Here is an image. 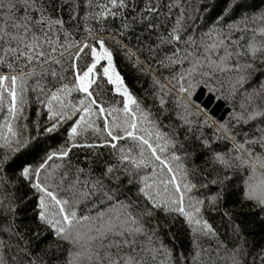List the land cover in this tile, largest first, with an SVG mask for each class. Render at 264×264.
I'll list each match as a JSON object with an SVG mask.
<instances>
[{
    "label": "trees",
    "instance_id": "obj_1",
    "mask_svg": "<svg viewBox=\"0 0 264 264\" xmlns=\"http://www.w3.org/2000/svg\"><path fill=\"white\" fill-rule=\"evenodd\" d=\"M264 0H0V264H264Z\"/></svg>",
    "mask_w": 264,
    "mask_h": 264
},
{
    "label": "rangeland",
    "instance_id": "obj_2",
    "mask_svg": "<svg viewBox=\"0 0 264 264\" xmlns=\"http://www.w3.org/2000/svg\"><path fill=\"white\" fill-rule=\"evenodd\" d=\"M256 187H257V185L256 186H254V185H251L248 189H247V195H248V197L249 198H251V199H259V200H264L262 197H260L261 195L260 194H262L261 192H260V189L257 191L256 190ZM260 195V196H259Z\"/></svg>",
    "mask_w": 264,
    "mask_h": 264
}]
</instances>
